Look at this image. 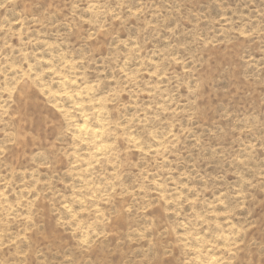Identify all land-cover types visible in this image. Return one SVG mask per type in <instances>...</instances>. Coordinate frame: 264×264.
Returning <instances> with one entry per match:
<instances>
[{"label":"rangeland","instance_id":"obj_1","mask_svg":"<svg viewBox=\"0 0 264 264\" xmlns=\"http://www.w3.org/2000/svg\"><path fill=\"white\" fill-rule=\"evenodd\" d=\"M0 264H264V0H0Z\"/></svg>","mask_w":264,"mask_h":264}]
</instances>
